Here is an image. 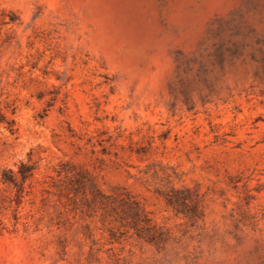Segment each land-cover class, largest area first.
Instances as JSON below:
<instances>
[{"label":"rangeland","instance_id":"1","mask_svg":"<svg viewBox=\"0 0 264 264\" xmlns=\"http://www.w3.org/2000/svg\"><path fill=\"white\" fill-rule=\"evenodd\" d=\"M0 264H264V0H0Z\"/></svg>","mask_w":264,"mask_h":264},{"label":"trees","instance_id":"2","mask_svg":"<svg viewBox=\"0 0 264 264\" xmlns=\"http://www.w3.org/2000/svg\"><path fill=\"white\" fill-rule=\"evenodd\" d=\"M22 166H23V165H22ZM20 172H21V174H22V178H25V176H26V175H25V172H26V171H24V170H22V169L20 168ZM9 180H10V179H9Z\"/></svg>","mask_w":264,"mask_h":264}]
</instances>
